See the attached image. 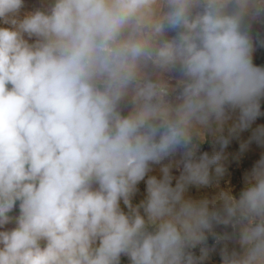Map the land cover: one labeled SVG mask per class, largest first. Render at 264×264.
Instances as JSON below:
<instances>
[{
	"label": "clouds",
	"instance_id": "9594fccd",
	"mask_svg": "<svg viewBox=\"0 0 264 264\" xmlns=\"http://www.w3.org/2000/svg\"><path fill=\"white\" fill-rule=\"evenodd\" d=\"M167 2L168 26L187 32L156 51L155 62L180 59L193 83L179 121L156 142L157 129L148 124L155 107L127 116L116 109L138 63L153 56L143 30L162 31L152 20L158 0H55L49 13L22 19L25 0H0V24L8 25L0 26V229L15 219V227L0 231V264H119L122 255L131 264H192L185 249L203 239L210 214L205 204L182 200L183 185L171 186L167 168L163 179L146 182L144 215H127L120 202L131 208L149 163L187 145V125L200 106L191 97L208 83L206 74L226 85L222 95L209 92L217 115L239 98L229 78L247 40L239 18L219 14L216 0L192 20L194 0ZM140 95L151 99L153 85ZM206 167L188 163V179L207 184ZM252 177L226 208L248 222L241 232L246 254L232 264H264V159ZM148 222L155 231L146 230Z\"/></svg>",
	"mask_w": 264,
	"mask_h": 264
},
{
	"label": "rangeland",
	"instance_id": "374dc122",
	"mask_svg": "<svg viewBox=\"0 0 264 264\" xmlns=\"http://www.w3.org/2000/svg\"><path fill=\"white\" fill-rule=\"evenodd\" d=\"M54 4L55 0H25L20 18L35 11L47 14ZM165 19L161 16L155 18L154 22L161 23ZM0 26L8 25L0 24ZM143 35L149 40L153 56L138 63L135 79L130 82L124 96L118 101L116 110L122 116L134 114L139 110L144 99L140 92L146 82L173 86L172 88L175 87L185 93L193 83L192 78L185 74L180 59L172 65L155 62L156 51L167 42L179 44L180 38H165L161 32L154 34L151 28H145ZM24 38L30 44L35 43V38L30 39L27 35ZM150 65L154 69L151 70ZM170 71L174 73L173 77ZM149 72L156 77L145 76ZM205 79L208 83L205 84L204 89L191 97L200 104V109L190 118L187 125L189 142L186 146L171 152L159 163L150 162L144 180L137 185L130 197L131 208L125 206L123 201L120 202V208L129 216L134 215L136 211L144 215L142 204L147 199L146 182L150 177L163 179V169L167 168L171 186L175 188L177 184L183 185L182 200L205 204L210 214V227L200 230L203 239L195 247L189 244L185 249L186 254L192 256V264H232L233 260H239L246 254L247 246L241 243V232L248 222L241 221L238 212L235 216H230L226 208L238 201L241 193L255 183L252 170L264 159V122H262L264 83L255 78L254 70L234 76L233 88L238 92L239 98L236 101H225L220 105V114L217 115L210 103L209 92L212 89H219V83L217 79H210L207 74ZM218 94L223 93L220 94L218 91ZM177 115L167 105L149 119L157 118L175 124L180 119ZM180 126L184 127V125ZM202 161L207 165V184L190 181L189 174L185 170L188 163L195 164ZM145 219L147 221L146 216ZM13 227H15V219L0 231L10 230ZM156 227V224L146 223L147 231H155ZM119 264H131V262L127 256L122 255Z\"/></svg>",
	"mask_w": 264,
	"mask_h": 264
},
{
	"label": "trees",
	"instance_id": "16d2710c",
	"mask_svg": "<svg viewBox=\"0 0 264 264\" xmlns=\"http://www.w3.org/2000/svg\"><path fill=\"white\" fill-rule=\"evenodd\" d=\"M214 9L221 15L225 16H237L239 18V30L246 37L247 45L246 52L244 54V60L239 63L235 70L232 72L229 78V86L233 87V78L239 73H244L250 70L255 71V78L264 83V32L253 22V20L244 13L233 1L232 2H216L213 5ZM208 8V4L203 5L198 11L188 14L189 19H195L198 15H202ZM163 24V29L161 31L162 35L168 39L180 38L182 33L187 32L184 27H177L175 29L168 26L167 19L161 22ZM199 29L193 31L198 32ZM199 45V40H196ZM219 83V93L222 94L226 87L224 81L217 78ZM262 114H264V109H262ZM264 122V118H262ZM148 124L157 129V133L154 137L156 142L159 141L160 135L166 130L169 123L161 119H149ZM18 207L10 213V215L15 218L18 216ZM205 244H203V247Z\"/></svg>",
	"mask_w": 264,
	"mask_h": 264
},
{
	"label": "bare ground",
	"instance_id": "6f19581e",
	"mask_svg": "<svg viewBox=\"0 0 264 264\" xmlns=\"http://www.w3.org/2000/svg\"><path fill=\"white\" fill-rule=\"evenodd\" d=\"M149 84L153 85V90L155 92V95H153L151 99H146L144 97L143 102L141 103L139 107V110L142 109L146 104L155 107L157 111H159L163 106L168 105L174 112L178 114L177 116H180L178 110L180 109L182 105L185 104V102L188 99V96H186L185 92L178 91L177 88L175 87L172 88L168 85H159L153 82H146L144 84V89ZM193 102L197 105H200L199 103L195 101ZM199 109L200 108L198 107L197 110Z\"/></svg>",
	"mask_w": 264,
	"mask_h": 264
},
{
	"label": "crops",
	"instance_id": "0c3cea01",
	"mask_svg": "<svg viewBox=\"0 0 264 264\" xmlns=\"http://www.w3.org/2000/svg\"><path fill=\"white\" fill-rule=\"evenodd\" d=\"M234 2L244 13L249 16V11L253 7L254 0H246L245 3H241L240 0H216V2ZM208 4V0H194V3L191 5L189 9V13H193L198 11L203 5ZM172 11L171 6L168 4L167 0H158V3L154 6V12L152 15V20L154 21L155 18H160L162 16L163 19L167 18L168 14ZM188 13V14H189ZM250 17V16H249ZM262 32H264V28H260ZM173 64V63H172ZM171 64V65H172ZM172 67V66H171ZM151 70L154 69L152 65H150ZM155 71V70H153ZM171 72V71H170ZM166 73V72H165ZM169 74V73H168ZM172 77L174 73L171 72ZM147 77H156L155 75L146 73ZM166 76V75H165ZM175 78V77H174Z\"/></svg>",
	"mask_w": 264,
	"mask_h": 264
},
{
	"label": "built area",
	"instance_id": "2783aa9c",
	"mask_svg": "<svg viewBox=\"0 0 264 264\" xmlns=\"http://www.w3.org/2000/svg\"><path fill=\"white\" fill-rule=\"evenodd\" d=\"M249 16L259 28H264V0H254Z\"/></svg>",
	"mask_w": 264,
	"mask_h": 264
}]
</instances>
